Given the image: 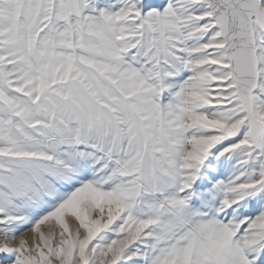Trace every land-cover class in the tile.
<instances>
[{
  "label": "snow or ice",
  "instance_id": "6c2138e0",
  "mask_svg": "<svg viewBox=\"0 0 264 264\" xmlns=\"http://www.w3.org/2000/svg\"><path fill=\"white\" fill-rule=\"evenodd\" d=\"M0 264H264V0H0Z\"/></svg>",
  "mask_w": 264,
  "mask_h": 264
}]
</instances>
